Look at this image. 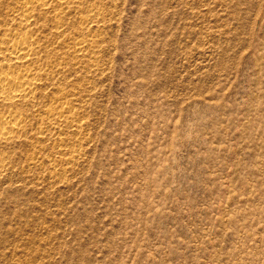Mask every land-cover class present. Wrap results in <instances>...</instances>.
<instances>
[{
    "label": "rangeland",
    "instance_id": "374dc122",
    "mask_svg": "<svg viewBox=\"0 0 264 264\" xmlns=\"http://www.w3.org/2000/svg\"><path fill=\"white\" fill-rule=\"evenodd\" d=\"M14 34L0 264H264V0H0Z\"/></svg>",
    "mask_w": 264,
    "mask_h": 264
},
{
    "label": "bare ground",
    "instance_id": "6f19581e",
    "mask_svg": "<svg viewBox=\"0 0 264 264\" xmlns=\"http://www.w3.org/2000/svg\"><path fill=\"white\" fill-rule=\"evenodd\" d=\"M24 16V18H28L29 15L27 16L26 14ZM21 35L14 34L10 36L6 40L5 44H2L3 46L0 47L2 51L10 49L11 56L13 59L25 58L31 55L34 51V48L30 44L24 42L25 40H27L28 37ZM2 73V67L0 66V100H14L26 98L31 93H33L34 84L41 81V75L38 73L33 74L32 78L11 77L5 76ZM19 131L20 124L17 121L12 122L6 117H0V135H4L5 137H11L17 134Z\"/></svg>",
    "mask_w": 264,
    "mask_h": 264
}]
</instances>
